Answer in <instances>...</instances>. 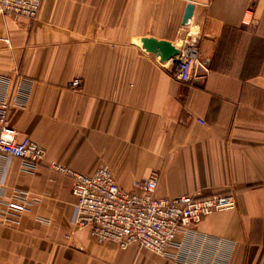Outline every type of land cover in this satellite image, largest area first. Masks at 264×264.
I'll use <instances>...</instances> for the list:
<instances>
[{
  "label": "crops",
  "instance_id": "0c3cea01",
  "mask_svg": "<svg viewBox=\"0 0 264 264\" xmlns=\"http://www.w3.org/2000/svg\"><path fill=\"white\" fill-rule=\"evenodd\" d=\"M144 38L194 50L198 78L180 82V57L161 63ZM2 39L0 78L29 91L8 124L46 155L0 157V264H264V0H43L35 21L0 17ZM52 164L108 167L125 190L156 174L159 198L232 193L236 207L166 256L122 250L72 225L71 180ZM16 193L28 213L9 210Z\"/></svg>",
  "mask_w": 264,
  "mask_h": 264
},
{
  "label": "built area",
  "instance_id": "2783aa9c",
  "mask_svg": "<svg viewBox=\"0 0 264 264\" xmlns=\"http://www.w3.org/2000/svg\"><path fill=\"white\" fill-rule=\"evenodd\" d=\"M42 3L43 0H0V17L35 21ZM0 41L9 44L7 39ZM198 67L201 65L194 50L181 51L177 63L178 80L191 83L198 78ZM80 87L81 82L73 80L67 88L75 91ZM28 96L24 83L13 84L11 79L0 78V157L20 159L33 168L44 161V149L26 137L19 138V133L8 124L9 111L24 105ZM49 169L71 180V194L76 200L72 225L87 229L97 244L112 243L122 250L137 246L166 256L167 250L177 245V238L192 232L204 218L236 207L232 193L205 196L198 192L175 199L159 198L155 195L156 174L134 180L131 188L125 190L118 186L105 166L91 175L56 164ZM14 200L18 204H9L10 211L29 212L31 201L27 194L16 193Z\"/></svg>",
  "mask_w": 264,
  "mask_h": 264
},
{
  "label": "water",
  "instance_id": "95a60500",
  "mask_svg": "<svg viewBox=\"0 0 264 264\" xmlns=\"http://www.w3.org/2000/svg\"><path fill=\"white\" fill-rule=\"evenodd\" d=\"M192 11L193 7L191 5H187L182 20L183 25H185L191 18ZM140 43L141 48L145 52L158 57L161 63H166L181 56V50L175 48L171 43L166 41H157L155 39L144 38L140 40ZM177 62L178 61H176V64Z\"/></svg>",
  "mask_w": 264,
  "mask_h": 264
}]
</instances>
